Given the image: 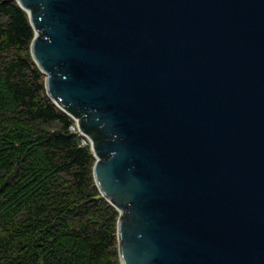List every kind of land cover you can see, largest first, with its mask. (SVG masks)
I'll return each instance as SVG.
<instances>
[{"label": "water", "instance_id": "1", "mask_svg": "<svg viewBox=\"0 0 264 264\" xmlns=\"http://www.w3.org/2000/svg\"><path fill=\"white\" fill-rule=\"evenodd\" d=\"M16 2L120 263L264 264V0Z\"/></svg>", "mask_w": 264, "mask_h": 264}, {"label": "trees", "instance_id": "2", "mask_svg": "<svg viewBox=\"0 0 264 264\" xmlns=\"http://www.w3.org/2000/svg\"><path fill=\"white\" fill-rule=\"evenodd\" d=\"M16 0H0V264H121L95 157L47 95Z\"/></svg>", "mask_w": 264, "mask_h": 264}, {"label": "built area", "instance_id": "3", "mask_svg": "<svg viewBox=\"0 0 264 264\" xmlns=\"http://www.w3.org/2000/svg\"><path fill=\"white\" fill-rule=\"evenodd\" d=\"M69 130H72V131H75L78 133V135H82V133L78 130V127L77 125H71ZM88 143V140L86 138H82L81 139V142H80V145H86Z\"/></svg>", "mask_w": 264, "mask_h": 264}]
</instances>
